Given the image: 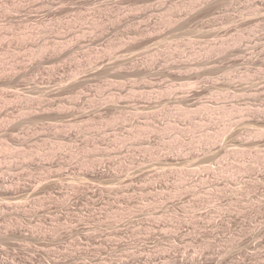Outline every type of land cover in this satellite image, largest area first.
Here are the masks:
<instances>
[{
  "label": "rangeland",
  "instance_id": "rangeland-1",
  "mask_svg": "<svg viewBox=\"0 0 264 264\" xmlns=\"http://www.w3.org/2000/svg\"><path fill=\"white\" fill-rule=\"evenodd\" d=\"M0 264H264V0H0Z\"/></svg>",
  "mask_w": 264,
  "mask_h": 264
}]
</instances>
